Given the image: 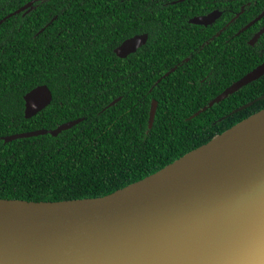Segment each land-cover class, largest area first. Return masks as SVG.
I'll return each mask as SVG.
<instances>
[{
	"label": "trees",
	"instance_id": "trees-1",
	"mask_svg": "<svg viewBox=\"0 0 264 264\" xmlns=\"http://www.w3.org/2000/svg\"><path fill=\"white\" fill-rule=\"evenodd\" d=\"M30 1L0 0V20ZM34 6L0 25V198L106 195L264 108L261 99L234 112L264 94L263 75L192 117L264 60V33L249 43L264 17L238 33L264 10V0H38ZM216 9L222 15L211 25L189 21ZM143 33L148 40L136 52L115 54L117 45ZM40 84L53 100L26 118L24 95ZM153 99L158 107L149 128ZM79 118L57 136L2 138Z\"/></svg>",
	"mask_w": 264,
	"mask_h": 264
},
{
	"label": "water",
	"instance_id": "water-1",
	"mask_svg": "<svg viewBox=\"0 0 264 264\" xmlns=\"http://www.w3.org/2000/svg\"><path fill=\"white\" fill-rule=\"evenodd\" d=\"M35 1L8 14L0 25L14 14L31 11ZM221 14L216 9L189 21L207 26ZM263 17L264 10L238 33ZM262 33L264 27L249 43L254 45ZM147 39V33L136 34L115 51L125 57ZM263 75L264 60L192 117ZM24 99L25 117L30 118L52 102L53 93L40 84ZM261 99L264 94L234 112ZM157 107L153 99L149 128ZM82 120L2 138L57 136ZM0 264H264V108L106 195L55 201L0 198Z\"/></svg>",
	"mask_w": 264,
	"mask_h": 264
},
{
	"label": "flooded vegetation",
	"instance_id": "flooded-vegetation-1",
	"mask_svg": "<svg viewBox=\"0 0 264 264\" xmlns=\"http://www.w3.org/2000/svg\"><path fill=\"white\" fill-rule=\"evenodd\" d=\"M221 12H222V11H221ZM221 15H222V14H221ZM261 19H262V18H261ZM261 19H260V20H261ZM252 20H253V19H252ZM260 20H258V21H260ZM258 21H257V22H258ZM254 24H255V23H254ZM254 24H253V25H254ZM263 27H264V26H261V27L255 32V34H256L260 29H262ZM243 31H244V30H243ZM255 34H254V35H255ZM147 40H148V39H147ZM146 42H147V41H146ZM120 44H122V42H121ZM120 44H119V45H120ZM119 45H117V46L114 48V52H115V54H116L118 57H120V58H126L127 56H129V55L131 54V53H129V54H128L127 56H125V57H122V56L118 55V54L116 53L115 49H116ZM140 47H141V46H140ZM140 47H139V48H140ZM139 48H137V50H138ZM137 50H136V51H137ZM136 51H135V52H136ZM132 53H134V52H132ZM185 60H188V58H186ZM177 66H178V65H176V67H177Z\"/></svg>",
	"mask_w": 264,
	"mask_h": 264
},
{
	"label": "rangeland",
	"instance_id": "rangeland-1",
	"mask_svg": "<svg viewBox=\"0 0 264 264\" xmlns=\"http://www.w3.org/2000/svg\"><path fill=\"white\" fill-rule=\"evenodd\" d=\"M244 10H245V7H244Z\"/></svg>",
	"mask_w": 264,
	"mask_h": 264
}]
</instances>
